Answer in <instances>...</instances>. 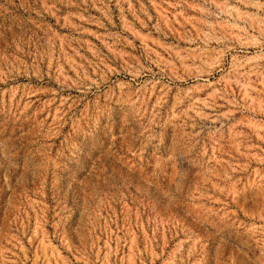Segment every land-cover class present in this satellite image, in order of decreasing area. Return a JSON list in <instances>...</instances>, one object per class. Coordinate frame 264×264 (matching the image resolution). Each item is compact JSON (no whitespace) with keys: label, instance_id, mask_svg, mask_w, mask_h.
I'll list each match as a JSON object with an SVG mask.
<instances>
[{"label":"rangeland","instance_id":"1","mask_svg":"<svg viewBox=\"0 0 264 264\" xmlns=\"http://www.w3.org/2000/svg\"><path fill=\"white\" fill-rule=\"evenodd\" d=\"M0 264H264V0H0Z\"/></svg>","mask_w":264,"mask_h":264}]
</instances>
